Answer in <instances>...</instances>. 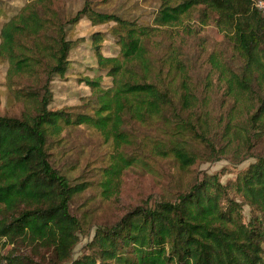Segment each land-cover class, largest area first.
Instances as JSON below:
<instances>
[{"label":"trees","instance_id":"1","mask_svg":"<svg viewBox=\"0 0 264 264\" xmlns=\"http://www.w3.org/2000/svg\"><path fill=\"white\" fill-rule=\"evenodd\" d=\"M13 1L0 4L3 76L8 82L14 76L47 79L38 88H18L16 96L27 103L19 115L0 114V264H65L78 242L79 222L69 203L85 184H71L54 168L48 152L51 138L58 140L66 127L84 124L120 148L131 142L127 120L143 123L167 107L178 110L172 77L162 71L154 75L148 55L145 41L155 27L178 24L193 11L200 23H213L242 60L238 70L219 73L229 91L253 92L257 102L249 119L264 123V14L253 0H160L153 26L101 11L89 0L69 17L61 15L53 0H26L19 7H13ZM84 16L92 25L114 23L117 55L101 52L103 32L91 35L97 69L111 83L103 86L99 72L81 78L91 90L85 104L91 106L89 112L51 108V76L66 72L73 44L66 26ZM173 55L174 69L184 73L183 58ZM183 73L180 98L182 107L190 108L195 96ZM184 123L214 147L191 119ZM171 151L183 167L195 161V155L180 145ZM129 161L117 156L107 168L108 185ZM244 205L250 209L247 221ZM87 246L89 252L70 264H261L264 155L229 184L217 174H205L173 200L127 210L114 224L98 227Z\"/></svg>","mask_w":264,"mask_h":264},{"label":"rangeland","instance_id":"2","mask_svg":"<svg viewBox=\"0 0 264 264\" xmlns=\"http://www.w3.org/2000/svg\"><path fill=\"white\" fill-rule=\"evenodd\" d=\"M8 1L0 0V4ZM23 1L26 0H19ZM84 1L53 0V6L63 17H69ZM89 1L101 11L153 26L160 0ZM196 16L197 12L193 11L178 24L155 27L145 41L154 75L162 71L164 76L172 77L171 91L177 111L167 107L162 115L143 123L127 120L125 127L131 142L120 148H115L112 140H106L97 130L84 124L70 125L58 140L50 139L48 152L54 168L71 184H85V188L70 199V211L79 222L78 242L65 264L89 252L87 245L95 230L114 224L127 210L173 200L205 174H217L223 184H229L257 156L264 155V123H252L249 119L257 99L253 92L229 91L219 73L238 70L242 60L213 23L202 24ZM113 24L92 25L84 16L66 26V37L73 41L69 65L63 75L51 76L49 107L91 111V106L85 105L91 90L81 78L94 77L99 72L103 86L111 83V78L97 69L91 35L95 31L103 32L101 52L106 56L117 55L119 46L111 32ZM174 53L183 58L184 73L174 69ZM181 73L195 96L190 108L182 107ZM46 79L44 75H40L39 80L14 76L12 82H8L0 65V114L19 115L27 103L16 96L18 88H38ZM187 118L214 147L206 145L203 137L197 138L191 133L184 123ZM174 145L194 154V163L181 166L171 151ZM119 154L128 158L129 164L124 165L119 176L108 185L107 168ZM249 210L248 205L243 206L245 221Z\"/></svg>","mask_w":264,"mask_h":264},{"label":"built area","instance_id":"3","mask_svg":"<svg viewBox=\"0 0 264 264\" xmlns=\"http://www.w3.org/2000/svg\"><path fill=\"white\" fill-rule=\"evenodd\" d=\"M252 4L258 11L264 14V0H253ZM261 264H264V254H263V261L261 262Z\"/></svg>","mask_w":264,"mask_h":264},{"label":"crops","instance_id":"4","mask_svg":"<svg viewBox=\"0 0 264 264\" xmlns=\"http://www.w3.org/2000/svg\"><path fill=\"white\" fill-rule=\"evenodd\" d=\"M21 2H19V0H14L13 1V7H19V6H21ZM1 65V64H0ZM2 66L3 65H1V70H2ZM2 74H3V72H2Z\"/></svg>","mask_w":264,"mask_h":264}]
</instances>
